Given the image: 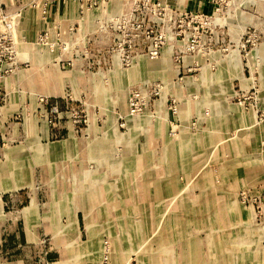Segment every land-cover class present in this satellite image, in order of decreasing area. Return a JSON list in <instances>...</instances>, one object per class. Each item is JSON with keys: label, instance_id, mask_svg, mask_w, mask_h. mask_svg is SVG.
<instances>
[{"label": "rangeland", "instance_id": "obj_1", "mask_svg": "<svg viewBox=\"0 0 264 264\" xmlns=\"http://www.w3.org/2000/svg\"><path fill=\"white\" fill-rule=\"evenodd\" d=\"M198 1L211 12L177 7L209 25L158 55L134 32L127 64L82 0L47 15L45 0H0V52L15 55L0 62V172L17 181L0 219L33 202L52 221L27 264H264V0Z\"/></svg>", "mask_w": 264, "mask_h": 264}, {"label": "built area", "instance_id": "obj_2", "mask_svg": "<svg viewBox=\"0 0 264 264\" xmlns=\"http://www.w3.org/2000/svg\"><path fill=\"white\" fill-rule=\"evenodd\" d=\"M42 14H49L54 2L60 0H45ZM87 12L96 14L91 19L92 27L100 32L109 31L114 34V46L121 48L120 61L133 63L140 40L145 36L134 32H145L149 46L148 55H158L162 47L167 45L172 37L179 38L184 28L192 27L199 30L210 23L202 21L203 15L191 14L188 21V13H184L178 7H173L167 0H82ZM157 32L159 35L151 37ZM164 32L166 34H164ZM118 33V35L116 34ZM47 36V35H45ZM39 39V45L43 47H64L68 49V43H44L43 36ZM149 37H151L149 39ZM42 52V51H40ZM43 51L42 53H44ZM41 53V55H42ZM15 55L9 49L3 47L0 52V62H14ZM8 60V62H6Z\"/></svg>", "mask_w": 264, "mask_h": 264}, {"label": "crops", "instance_id": "obj_3", "mask_svg": "<svg viewBox=\"0 0 264 264\" xmlns=\"http://www.w3.org/2000/svg\"><path fill=\"white\" fill-rule=\"evenodd\" d=\"M169 2V4H171L174 7L179 6L181 9L187 10V11H201L203 13H210L211 9L208 8L207 5H203V3H199L198 0H167ZM69 8L66 7V9L64 10H57V13L55 12L54 15L58 16H62L64 17V15H62L61 13H64L65 15L71 12V14L73 13V11L75 9H71V11H68ZM70 14V15H71ZM40 27H42V25H40L38 28H34L35 30L40 29ZM22 56V58L24 60H28L29 62L33 63L37 66L38 62L37 61H42L41 59H39L38 56H35L36 54L33 53L32 54H28L26 53H22L20 54ZM21 59V57L19 58V60ZM21 59V60H23ZM39 68L38 67H34L33 73L36 74L37 70ZM139 70H136L137 75L139 73ZM28 74L31 73V70L27 71ZM24 75V73H22ZM56 144V143H55ZM2 175V176H1ZM0 187H2L3 189H5L4 191H8L11 188V183L12 185H16L17 181H13V182H4L3 179L6 177V173L5 172H0ZM20 183V180L19 182ZM49 206V204H48ZM50 206H54V204H50ZM24 214L23 215H18L17 217H8V218H2L0 219V226L4 225V229H6L7 225H9V227H11V224L13 225L12 228H14L13 230H9L10 233H3V237H1L0 242H2L1 245V251H3L6 255H15L18 254L19 257L18 258H13L10 261H4L3 263L0 264H27L26 258H21V254H25L29 249V251H31L32 253V259L34 260V262L37 260V257L41 256L42 252L40 250V246L42 244V240H43V230L42 228H44V226L42 225V223L45 221L44 220H48L50 222L51 219L49 217H45L44 214L40 211V204L36 203L35 205H33V202H30V205L28 207H24ZM28 212V214H27ZM43 214V215H42ZM45 218V219H44ZM27 224H35V230L33 231H29L27 229ZM22 225V227H21ZM46 233V231H45ZM23 254V255H24ZM31 257V256H30Z\"/></svg>", "mask_w": 264, "mask_h": 264}]
</instances>
